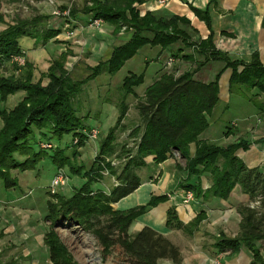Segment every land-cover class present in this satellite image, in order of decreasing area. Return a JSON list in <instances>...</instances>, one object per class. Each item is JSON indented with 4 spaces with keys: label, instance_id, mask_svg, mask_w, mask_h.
I'll use <instances>...</instances> for the list:
<instances>
[{
    "label": "trees",
    "instance_id": "trees-1",
    "mask_svg": "<svg viewBox=\"0 0 264 264\" xmlns=\"http://www.w3.org/2000/svg\"><path fill=\"white\" fill-rule=\"evenodd\" d=\"M3 1L6 0H0V24H5L4 15L1 13ZM142 10V0H89V4L84 3L81 11L89 15L90 21L101 20L112 26L113 35L123 28L132 32L130 40L114 47L109 58L90 68L91 74L84 80L74 82L64 69L66 53H62L49 66L48 82L45 86L39 81L33 83L30 75L25 82L0 77V103L18 91L24 92L22 100L13 108L0 109V182L3 190L16 188L18 181L12 176L13 171L23 173L33 170L45 159L58 169L66 166L71 174L79 175L82 168L75 169L63 149L56 150L52 155L39 150L36 145L40 139L49 134L55 140H61L65 135L75 134L79 136L81 143L84 136L80 132L87 130L88 126L82 122L83 118L76 115L73 106L80 87L100 74L114 75L145 46L159 47L164 51L180 42L193 49V54H184L180 58L194 63L195 67L178 76L174 73H163L145 89L142 99L136 104L143 129L138 127L135 130L137 135L140 132L135 156L124 163L120 172L112 171L117 184L107 194L100 190L94 192L90 187L99 177L103 156L115 152L106 140L99 147L97 160L93 164L94 174H84L87 182L74 190L69 197L54 196L55 202L47 203L45 218L51 227L44 235L43 244L48 250V259L51 264H74L66 247L53 231L55 225L65 221L92 233L102 248L103 256H107L112 247L118 245L130 260V264H157L159 260L181 264L179 248L153 229L144 227L134 234L129 233L133 221L147 209L167 201L166 195L151 197L146 205L127 211H116L111 206L140 186V178L135 169L145 166L147 157H152V163L158 165L171 157L172 152H177L185 161L184 171L187 176L197 178L194 184L185 182L179 187L191 192L194 199L206 201L217 198L226 201L235 187H239L248 196L247 204L236 206V212L240 216L238 235L229 238L219 234L212 244L213 249L217 253L229 252L234 255L244 247L252 257L249 264H264V255L256 246V242L264 240V168L249 167L238 157V151H247L250 148V144L243 139L224 147L198 139L209 127L207 117H210L219 102V79L226 70H230L228 92L252 104L264 124V101L259 98L261 95L264 99V66L257 53H253L249 61H244L231 59L226 53L216 50L211 33L205 39L192 42L179 27L180 24L191 27L186 18L173 16L164 19L148 11L141 15ZM191 10L210 28L206 11L194 8ZM69 15L74 17L76 11L70 9ZM39 22L37 19H18L14 24H8L5 29L0 30V64L20 53L22 38L38 42L40 37L43 44L60 34L59 29H43L37 34L39 30L37 31L35 24ZM193 31L196 32L194 29ZM195 54L203 59L198 61ZM208 62H221L223 68L215 74L211 82L204 83L194 79V74ZM143 79V73L126 76L120 87L123 96L134 95V88L142 84ZM253 90L256 95L249 94ZM126 111L125 105L119 108L116 125L120 124ZM113 133L114 129L107 139L111 140ZM233 133L232 128L226 135ZM256 143L264 144V135ZM190 144L195 146L192 156ZM105 165L111 169L109 164ZM204 173H208L211 180V185L206 190L202 189L199 180ZM204 219L205 215L200 212L188 224H183L171 207L166 212V227L192 236Z\"/></svg>",
    "mask_w": 264,
    "mask_h": 264
},
{
    "label": "rangeland",
    "instance_id": "rangeland-1",
    "mask_svg": "<svg viewBox=\"0 0 264 264\" xmlns=\"http://www.w3.org/2000/svg\"><path fill=\"white\" fill-rule=\"evenodd\" d=\"M84 2L86 0H6L2 2L1 6V13L4 15L5 24H0V30L5 29L8 24H14L18 19L27 21L33 19L39 20L40 22L35 24L37 31L39 30L37 34L43 29H55L58 24L71 23L75 18L70 17L69 11L65 12L64 10L63 12L62 8L73 9L77 12V8L82 9ZM101 22L99 23L101 24ZM31 25H33V22ZM63 26L66 28L65 25ZM179 27L186 32L192 42L199 41V36L193 31L192 27L181 24ZM70 35H67L66 31L68 38ZM38 38V42L30 38H22L20 40V53L1 62V78H12L14 81L19 80L25 82V79L30 75L33 83L39 81L45 86L48 82L47 72L49 66L62 53H66L63 61L64 69L69 73L74 82L84 80L91 74L90 68H93L95 65L88 66L85 63V58H87L89 53H81V59L73 58L68 64V57H74L76 54L70 49L59 53V47L61 45L68 46L67 43L60 40L61 38L63 39V36H57L55 39H51L43 44L40 42V37ZM42 47H44V50L41 49ZM149 48L140 49L132 61L126 63L114 75H108L107 73L100 74L80 87V92L73 100V106L76 110V115L83 118L82 122L88 126L87 130L80 132L84 136V140L81 143H79V136H75V134L65 135L61 140H55L48 134L42 137L43 139H40V142L37 143L36 146L39 147V150L46 152V154L52 155L56 150L63 149L65 155L70 158V164L75 169L82 168L79 175L71 174L66 166L58 169L52 166L49 160L45 159L33 170H28L23 173L13 171L12 176L19 178L17 179L19 182H17L16 188L4 191L0 182V240H2L0 243V264H51L48 259V250L43 244L44 235L51 227L50 222L45 218L47 215V203H54V196L69 197L74 190L79 189L87 182L84 174L89 173L91 176L94 174L92 173L95 171L93 164L97 160L101 143L106 140L110 142L109 144L114 148L115 152L114 154L103 156V164H101L102 167L98 172L99 175L96 174L99 177L90 187L94 192L100 190L107 194L111 187L117 184L112 171L114 173L120 172L124 163L130 160V157L135 156L136 145L139 142L140 134L139 132L137 135L135 130L138 127L141 130L143 129V122L138 115L136 104L138 100L142 99L144 93L141 97L136 93L134 95H127L126 97L123 96V91L120 88L123 79L129 74H141L145 69L144 64H142L145 58L149 61L146 63V83L153 76L158 78L163 73H174L178 76L195 67L194 63L186 62L180 58L184 54H193L192 48H187L180 42L169 47L168 51L170 55L167 57V60L171 59L173 61L171 65L167 66L165 63H162L165 56H154L157 49L148 51L150 50ZM194 56L198 61L203 59L196 54ZM214 66L210 65V67H205L202 75L200 74L198 77L201 76L203 77L202 79H205L207 76L209 77V74L216 68ZM205 72L208 73L207 76L203 75ZM225 92L227 90L223 91L221 95L223 101L221 99L215 106L213 114L207 117L208 123L212 127L198 137L199 140H204L221 147L243 139L242 137L238 139L230 138V136L235 135V131L233 135H226L232 131V128L238 132L236 126L238 124L240 126L242 123L235 120L237 123L236 126H234L235 123L232 124L230 115L237 113L235 108L232 107V103L230 104L231 109L226 112L223 109L225 105L224 100L228 94V92ZM249 94L256 95L257 93L253 90ZM237 96L234 95L235 98L229 100L235 104ZM23 97V91H18L8 96L4 102L0 103V109L9 110L13 108ZM259 98L264 101L261 95H259ZM122 105L127 107V111L120 124L116 125L119 108ZM250 106L252 105L250 104ZM252 108L254 107L252 106ZM104 112L106 115H104ZM1 126L2 122L0 120V128ZM113 129V137L109 140L107 138ZM261 133V130H255L247 137L252 142H246L250 146L252 143L257 144L256 140L251 136L255 138L260 136ZM191 145L194 146V144H190L189 149ZM262 154L264 156V153ZM190 155L192 156L193 154L190 153ZM151 159L152 157H147L145 159L146 165L135 169L140 181L146 179L157 181L160 164L172 159L175 162L174 168L180 173L176 178L179 177L180 184L185 183L184 176L187 175L184 171L185 161L177 152H172L171 157L158 164V167H155L157 165H154ZM105 164H109L111 169L107 168ZM174 168H170L169 171L173 173ZM57 175L62 177L63 183L52 192L51 182ZM187 177L192 178V176ZM193 177L195 178L196 176ZM200 178L202 189H208L210 186L205 188V185H211L209 174L204 173ZM187 192L189 191H185L178 186L173 191H170V196H166L167 198H180L182 205H188V203L183 202L186 199ZM194 200L196 199L193 197V200L189 201V204ZM200 200L203 201L202 199ZM4 231L6 232L4 233ZM53 231L56 233L60 242L66 247L74 264H130V260L124 255L118 245L113 246L107 256H103L102 248L96 237L71 222L61 221L54 226ZM169 238L175 246H179L177 247L180 251L184 247L188 251L191 246L194 247L195 243L197 244V242H190L189 244L188 242L190 240L185 235L182 238L180 234L175 235L174 233ZM212 241V239H206L205 241H201V244L204 243L206 250L212 252ZM186 256L190 258L191 255L185 254ZM181 257L183 260L182 255ZM188 258L186 264H189ZM216 261L217 264H224L223 260L217 259ZM166 262L165 260H160L157 264H166Z\"/></svg>",
    "mask_w": 264,
    "mask_h": 264
},
{
    "label": "crops",
    "instance_id": "crops-1",
    "mask_svg": "<svg viewBox=\"0 0 264 264\" xmlns=\"http://www.w3.org/2000/svg\"><path fill=\"white\" fill-rule=\"evenodd\" d=\"M59 2L61 3V1ZM84 3L89 4V0H86ZM191 8L207 12L210 21V28H207L206 24L195 16ZM77 9L78 11L74 16L75 18L73 22L71 21V23L63 24L66 28H64L62 23L58 24L54 29L60 30L58 36H63V39H59L68 44V46L61 45L59 47V53L66 49H70L76 54L74 57H68V64L73 58L81 59V53H89L87 58H85V63L88 66H94L99 61L107 60L114 47L120 46L130 40L132 36L131 31H125L122 29L120 32L113 35L112 26L103 22H101V24L99 23L98 26H92L90 25L91 21L89 15H85L81 11V8ZM142 9V12H152L157 17H162L164 19H169L173 16L186 18L189 20L191 27L196 31L195 33L198 34L199 39H205L209 33L212 34V43L216 50L226 53L231 59H242L244 61H249L251 55L257 53L264 66V0H214L213 2H211V0H168L164 7L157 6L156 0H142ZM68 11L69 9L66 8L65 12ZM66 31L67 35L71 34V38L66 36ZM146 47L150 46H145L143 48ZM41 49L44 50V47ZM149 49L150 50L148 51L157 49L154 56H165L164 61L162 62L165 63L169 56L168 50L162 51L159 47H150ZM132 59L126 63L132 61ZM147 62L149 61L145 58L142 63L145 68L142 71L144 74L143 84L136 87L134 90V93L140 97L143 95L145 89L157 79V77L153 76L148 83L145 82ZM210 65H215L214 67H216L214 71L209 74L210 76L208 77V73L205 72L203 74L204 76H207L205 79H202L203 77L201 76L198 77V75H202L205 67H210ZM222 68L223 63L221 62H208L203 68L194 74V79L204 83L211 82L215 74ZM229 75L230 70H226L219 79V101H221V99L223 101V98L221 97L223 91L227 90L228 92ZM234 95L235 94H230L228 92L226 95L227 98L224 100L225 105L223 106V109L226 112L234 107L237 113L233 115L231 114L230 120L233 122L232 124L235 123L234 126L237 124L235 120L240 121L242 124L236 126L238 132L233 128L235 135L230 136V138L238 139L242 137L243 140L249 142L250 140H248L247 137L255 130L259 129L262 131L260 136L255 138L251 136L254 140H258L264 135V124L259 118V112L252 108L249 102L240 96L236 97V102L233 104V101L231 102L229 99L235 98ZM213 112L214 109L212 114ZM104 115H106L105 112ZM210 127L212 126L209 124L207 130H209ZM190 153H194V146L192 145L190 147ZM262 153H264V145L252 143L249 150L238 151L237 155L249 167L258 166L264 168V156ZM174 163L175 162L172 159H169L163 164H160L157 181L152 179L141 180L140 186L133 193L117 203L112 204L113 209L121 212L127 211L132 208L146 205L151 197L161 195L170 196V191H173L180 185L179 177L176 178L180 173L174 168ZM155 167H158V165ZM170 168H174L173 173L169 171ZM190 178L186 175L184 176V181L191 184L197 182L196 177L194 178L192 176V178ZM209 186L210 185L206 184L205 188H208ZM168 198L170 199L163 203H159L153 208L147 209L145 213L138 216L131 224L129 233L134 234L144 227H149L168 240H171L169 236H172L175 233V235L180 234V237L182 238L184 235L187 236V239L190 241L188 240L189 242H186L189 244L190 242H197L194 247L189 246L190 250L188 251L185 247L184 249L181 248L180 252L183 256L181 264H186V261H188L187 258L189 256L185 257V254L191 255L190 258H188L189 264H217V259L223 260L224 264L250 263L252 258L251 254L244 247L240 248L238 254L232 255L229 252L217 253L214 249L212 252L207 251L204 247V243L201 244V241H205L206 239H212V243H214L219 234H224L229 238L238 235L240 216L236 212V206L239 204H247L249 202L248 196L243 194L239 187L233 189L226 201L217 198H209L206 201L194 200L193 202H190V204L188 203V205H182L180 198ZM171 207L175 209L178 220L183 224H188L200 212H203L205 219L198 225L197 230L194 231L192 236H188L181 230L166 227V212ZM5 232L6 231H4V233ZM1 241L2 240H0V243ZM263 245L264 240L256 242V246L260 249L261 254H264ZM165 261H167L166 264H172L168 260Z\"/></svg>",
    "mask_w": 264,
    "mask_h": 264
},
{
    "label": "built area",
    "instance_id": "built-area-1",
    "mask_svg": "<svg viewBox=\"0 0 264 264\" xmlns=\"http://www.w3.org/2000/svg\"><path fill=\"white\" fill-rule=\"evenodd\" d=\"M168 0H156V4L157 6H160V7H164L166 4H167ZM144 12H141V15H143ZM99 22L100 20H93L90 22V25L92 26H98L99 25ZM172 61L171 59L167 60L166 59V62H165V65H171L172 64ZM52 192H54L55 189H57L63 182H62V177L61 176H56L53 180H52ZM193 200V194L191 192H187V196H186V199L183 201L184 203H189V201Z\"/></svg>",
    "mask_w": 264,
    "mask_h": 264
}]
</instances>
